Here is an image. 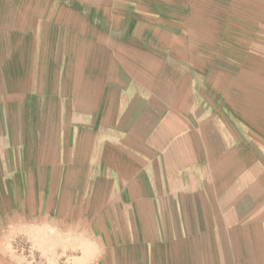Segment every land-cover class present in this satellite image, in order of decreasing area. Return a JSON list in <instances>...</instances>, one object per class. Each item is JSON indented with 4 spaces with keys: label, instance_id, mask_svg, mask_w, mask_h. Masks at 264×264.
I'll use <instances>...</instances> for the list:
<instances>
[{
    "label": "crops",
    "instance_id": "obj_1",
    "mask_svg": "<svg viewBox=\"0 0 264 264\" xmlns=\"http://www.w3.org/2000/svg\"><path fill=\"white\" fill-rule=\"evenodd\" d=\"M0 264H264V0H0Z\"/></svg>",
    "mask_w": 264,
    "mask_h": 264
},
{
    "label": "rangeland",
    "instance_id": "obj_2",
    "mask_svg": "<svg viewBox=\"0 0 264 264\" xmlns=\"http://www.w3.org/2000/svg\"><path fill=\"white\" fill-rule=\"evenodd\" d=\"M24 248H25V249L27 250V252H28V249H29V248H28V247H27V248H26V247H24Z\"/></svg>",
    "mask_w": 264,
    "mask_h": 264
}]
</instances>
